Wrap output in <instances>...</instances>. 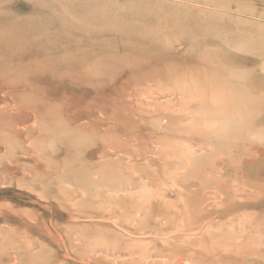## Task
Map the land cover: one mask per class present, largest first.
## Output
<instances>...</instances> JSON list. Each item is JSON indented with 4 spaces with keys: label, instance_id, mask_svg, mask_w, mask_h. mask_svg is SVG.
Returning <instances> with one entry per match:
<instances>
[{
    "label": "rangeland",
    "instance_id": "1",
    "mask_svg": "<svg viewBox=\"0 0 264 264\" xmlns=\"http://www.w3.org/2000/svg\"><path fill=\"white\" fill-rule=\"evenodd\" d=\"M0 264H264V0H0Z\"/></svg>",
    "mask_w": 264,
    "mask_h": 264
}]
</instances>
